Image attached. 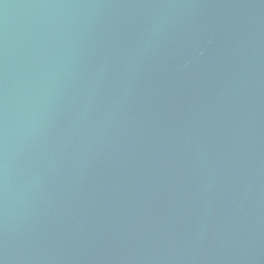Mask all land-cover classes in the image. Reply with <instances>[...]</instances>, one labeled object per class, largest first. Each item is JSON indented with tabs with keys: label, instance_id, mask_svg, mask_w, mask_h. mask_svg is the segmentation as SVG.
I'll return each mask as SVG.
<instances>
[{
	"label": "water",
	"instance_id": "1",
	"mask_svg": "<svg viewBox=\"0 0 264 264\" xmlns=\"http://www.w3.org/2000/svg\"><path fill=\"white\" fill-rule=\"evenodd\" d=\"M0 264H264V0H0Z\"/></svg>",
	"mask_w": 264,
	"mask_h": 264
}]
</instances>
